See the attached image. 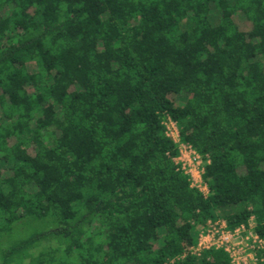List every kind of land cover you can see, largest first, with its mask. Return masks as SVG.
<instances>
[{"label":"trees","instance_id":"trees-1","mask_svg":"<svg viewBox=\"0 0 264 264\" xmlns=\"http://www.w3.org/2000/svg\"><path fill=\"white\" fill-rule=\"evenodd\" d=\"M219 217L264 241V0H0V264H231Z\"/></svg>","mask_w":264,"mask_h":264},{"label":"built area","instance_id":"built-area-1","mask_svg":"<svg viewBox=\"0 0 264 264\" xmlns=\"http://www.w3.org/2000/svg\"><path fill=\"white\" fill-rule=\"evenodd\" d=\"M163 123L165 134L178 145L179 155L174 159L176 164H180L181 170L190 177L191 186L206 195L208 186L203 180L204 160L192 146L180 142L176 122L167 117ZM252 227L241 226L230 231L226 222L210 221L199 234L197 245L191 248L190 253L198 257L205 250L222 248L230 255L231 264H259L255 254L263 248L264 241L253 232Z\"/></svg>","mask_w":264,"mask_h":264},{"label":"rangeland","instance_id":"rangeland-1","mask_svg":"<svg viewBox=\"0 0 264 264\" xmlns=\"http://www.w3.org/2000/svg\"><path fill=\"white\" fill-rule=\"evenodd\" d=\"M212 20H213L214 23L217 22V17H216V14H215V13H212ZM176 101H177L179 104H182V103H183V100H181V98H177ZM225 213H226V212H222V213H220V214H221V215H224ZM219 220H220L221 222H225L223 217H219ZM252 224H253V223H252ZM252 224H251V225H252ZM252 226H253V225H252ZM247 234H248V233H247Z\"/></svg>","mask_w":264,"mask_h":264}]
</instances>
